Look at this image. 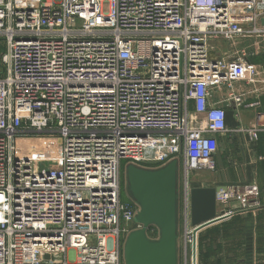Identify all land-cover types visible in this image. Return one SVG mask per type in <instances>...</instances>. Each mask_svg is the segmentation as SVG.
<instances>
[{"label": "built area", "instance_id": "2783aa9c", "mask_svg": "<svg viewBox=\"0 0 264 264\" xmlns=\"http://www.w3.org/2000/svg\"><path fill=\"white\" fill-rule=\"evenodd\" d=\"M262 20L264 0L238 17L222 0H0V264H123L135 227L123 167L152 157L147 139L180 141L188 177L216 169L215 138L231 132L230 111L254 110L239 130L264 132ZM160 42L176 48L168 60L179 58L180 75H156ZM216 43L211 73L192 71L211 64ZM21 136L62 142L57 184L38 182L36 151L15 148ZM233 203L250 209L253 189L225 187L219 216ZM20 208L25 225L15 221ZM197 233L189 189L186 262ZM72 236L83 239L74 249Z\"/></svg>", "mask_w": 264, "mask_h": 264}, {"label": "water", "instance_id": "95a60500", "mask_svg": "<svg viewBox=\"0 0 264 264\" xmlns=\"http://www.w3.org/2000/svg\"><path fill=\"white\" fill-rule=\"evenodd\" d=\"M181 181L182 160L177 156L157 166L125 163L123 194L135 208V227L123 239V264H181ZM224 192L223 186L190 189L193 227L220 218L217 200ZM151 229L156 236L150 235Z\"/></svg>", "mask_w": 264, "mask_h": 264}, {"label": "rangeland", "instance_id": "374dc122", "mask_svg": "<svg viewBox=\"0 0 264 264\" xmlns=\"http://www.w3.org/2000/svg\"><path fill=\"white\" fill-rule=\"evenodd\" d=\"M44 1V0H43ZM251 1V0H250ZM158 51L155 58V73L158 76H177L181 74L179 58L168 60L170 53H176V48L170 46L169 48L165 42H160ZM219 51V46L216 43L212 49L211 64L205 66H193V70H202L205 74L211 73L210 71L216 66V56L214 55ZM3 50L0 47V53ZM177 63H175V60ZM204 68V69H203ZM208 68V69H207ZM210 68V69H209ZM195 72L194 76L204 75L202 72ZM147 142L152 146V157L145 162L148 166H157L163 164L172 157H180L182 163L184 162V154L182 151L181 142L174 138H149ZM58 138L54 137H28L21 136L15 142V148L21 156H28L29 153L36 151V156L39 160L38 182L41 185H52L58 183V178L62 173V160H61V144ZM217 145L215 144L214 160L216 163V154L218 152ZM216 177V169L213 171L201 170L192 172L188 177L182 174L181 193L184 197L187 190L191 189L195 184L206 185L212 184ZM231 187V186H227ZM237 205V203H236ZM25 207V201L23 203ZM248 211L252 209H241ZM221 210V206L218 207ZM233 212V209H231ZM231 215V214H229ZM222 217V216H221ZM15 221L17 224L25 225V216L22 208L15 211ZM219 218L214 221V224L209 226L204 232L197 234L195 243V254L191 255L188 262L181 251V264H241L238 258L250 257V251L242 249L243 244L240 239L249 235H241L239 223L232 222L229 225L222 227L218 223ZM239 232V233H238ZM246 231H241L243 233ZM151 236H156V231L150 230ZM239 239V241H238ZM83 239L80 237L72 236L70 238V249L80 245ZM244 242H247L244 240ZM240 243V244H239ZM239 244V245H237ZM182 246V239H181ZM240 247V249H239Z\"/></svg>", "mask_w": 264, "mask_h": 264}, {"label": "crops", "instance_id": "0c3cea01", "mask_svg": "<svg viewBox=\"0 0 264 264\" xmlns=\"http://www.w3.org/2000/svg\"><path fill=\"white\" fill-rule=\"evenodd\" d=\"M222 4L232 16L238 17L242 10L250 8L251 1L222 0ZM257 60L264 65V57ZM228 115V126L231 132L215 138V144L218 147L215 180L212 184H195L192 188L249 186L253 189L256 203L252 205V209L242 211L236 203H233L231 215L220 217L218 223L224 227L235 221L239 223L240 234L249 235L242 237L240 241L243 244L242 249L250 251V257L244 254L245 257H239L238 262L264 264V132L258 133L255 137L250 136L246 131L239 130H246L248 125L253 123L254 110L240 112L239 116L230 111ZM212 223L214 224L211 222L198 229L197 234L204 232L213 225ZM241 231H246V233H241Z\"/></svg>", "mask_w": 264, "mask_h": 264}, {"label": "trees", "instance_id": "16d2710c", "mask_svg": "<svg viewBox=\"0 0 264 264\" xmlns=\"http://www.w3.org/2000/svg\"><path fill=\"white\" fill-rule=\"evenodd\" d=\"M103 24H106V25H108V26H112V22L111 21H107V22H104ZM258 60H256V62H257ZM125 200L126 201H128L126 198H125ZM129 202V201H128ZM130 203V202H129ZM150 233V232H149Z\"/></svg>", "mask_w": 264, "mask_h": 264}]
</instances>
